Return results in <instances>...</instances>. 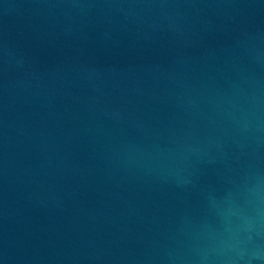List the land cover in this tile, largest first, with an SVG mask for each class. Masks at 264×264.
<instances>
[{
    "label": "water",
    "instance_id": "water-1",
    "mask_svg": "<svg viewBox=\"0 0 264 264\" xmlns=\"http://www.w3.org/2000/svg\"><path fill=\"white\" fill-rule=\"evenodd\" d=\"M0 264H264V0H0Z\"/></svg>",
    "mask_w": 264,
    "mask_h": 264
}]
</instances>
